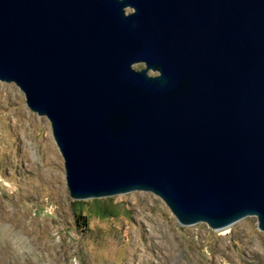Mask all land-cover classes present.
I'll return each mask as SVG.
<instances>
[{
	"label": "water",
	"instance_id": "obj_1",
	"mask_svg": "<svg viewBox=\"0 0 264 264\" xmlns=\"http://www.w3.org/2000/svg\"><path fill=\"white\" fill-rule=\"evenodd\" d=\"M0 80L50 120L72 198L264 231V0H0Z\"/></svg>",
	"mask_w": 264,
	"mask_h": 264
},
{
	"label": "rangeland",
	"instance_id": "obj_2",
	"mask_svg": "<svg viewBox=\"0 0 264 264\" xmlns=\"http://www.w3.org/2000/svg\"><path fill=\"white\" fill-rule=\"evenodd\" d=\"M0 219L31 238L41 264H264L255 216L215 230L181 225L152 192L72 198L50 120L29 108L15 82L1 80ZM0 264H13L8 248Z\"/></svg>",
	"mask_w": 264,
	"mask_h": 264
},
{
	"label": "clouds",
	"instance_id": "obj_3",
	"mask_svg": "<svg viewBox=\"0 0 264 264\" xmlns=\"http://www.w3.org/2000/svg\"><path fill=\"white\" fill-rule=\"evenodd\" d=\"M8 248L13 264H41L40 255L30 237L18 229L10 220L0 219V249Z\"/></svg>",
	"mask_w": 264,
	"mask_h": 264
},
{
	"label": "flooded vegetation",
	"instance_id": "obj_4",
	"mask_svg": "<svg viewBox=\"0 0 264 264\" xmlns=\"http://www.w3.org/2000/svg\"><path fill=\"white\" fill-rule=\"evenodd\" d=\"M140 63H143V62H140ZM144 64V63H143ZM145 65V64H144Z\"/></svg>",
	"mask_w": 264,
	"mask_h": 264
}]
</instances>
